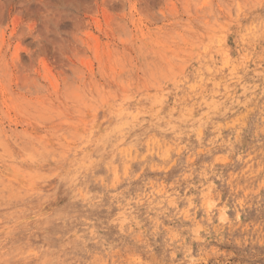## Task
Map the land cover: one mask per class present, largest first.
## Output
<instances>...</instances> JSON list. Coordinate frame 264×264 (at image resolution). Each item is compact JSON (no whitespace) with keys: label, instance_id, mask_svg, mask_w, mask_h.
Returning <instances> with one entry per match:
<instances>
[{"label":"rangeland","instance_id":"rangeland-1","mask_svg":"<svg viewBox=\"0 0 264 264\" xmlns=\"http://www.w3.org/2000/svg\"><path fill=\"white\" fill-rule=\"evenodd\" d=\"M96 262L264 264V0H0V264Z\"/></svg>","mask_w":264,"mask_h":264},{"label":"clouds","instance_id":"clouds-1","mask_svg":"<svg viewBox=\"0 0 264 264\" xmlns=\"http://www.w3.org/2000/svg\"><path fill=\"white\" fill-rule=\"evenodd\" d=\"M235 6L236 5L233 4V7H235ZM224 7H225V11L226 12H230V8H229V5L227 3H225ZM108 115H110L111 117H114L117 120H119L121 114L116 112V111H113L110 114H106V118H107ZM129 123H131V122H129ZM106 142H107V137H105L104 139H101L99 141V144L100 145H104L106 147ZM210 193H211V188L209 187L208 191L204 192V194H203L204 200H203V203H202V207L206 210L207 213H211V212H213V210H216L217 209V204H218L217 201H214V200L210 199ZM189 207H194V205L191 203V199L189 200ZM226 211H227L226 208H220L219 209V212H220L219 219H220L221 222H225L227 220V217L225 215ZM194 231H195L194 239L200 240L201 239V237H200L201 229L197 228Z\"/></svg>","mask_w":264,"mask_h":264},{"label":"bare ground","instance_id":"bare-ground-1","mask_svg":"<svg viewBox=\"0 0 264 264\" xmlns=\"http://www.w3.org/2000/svg\"><path fill=\"white\" fill-rule=\"evenodd\" d=\"M165 146H166V145H165ZM153 148H154V147H153ZM113 151H114V150H113ZM158 151H159V149H158ZM126 153H127V152H126ZM152 153H153V152H152ZM104 155H106V154H104ZM137 157H138V156H137ZM137 157H136V158H137ZM132 164H133V163H132ZM101 165H102V164H101ZM89 166H90V165H89ZM130 167H131V166H130ZM127 169H129V168L127 167ZM93 171H94V169H93ZM116 176H117V175H116ZM117 177H118V176H117ZM114 183H115V182H114ZM121 185H122V184H121ZM127 197H128V196H127ZM85 210H86V209H85ZM110 215H111V214H110ZM105 221H106V220H105ZM16 228H17V227H16ZM93 230H94V229H93ZM113 230H114V229H113ZM113 230H112V231H113ZM48 231H49V230H48ZM102 231H103V230H102ZM44 232H46V231H44ZM85 241H86V240H85ZM47 243H48V242H47ZM48 244H49V243H48ZM85 246H86V245H85ZM97 251H98V250H97ZM29 257H30V256H29ZM97 258H98V256H97ZM97 258H96V259H97ZM27 259H29V258H27ZM49 259H50V258H49ZM97 260H98V259H97ZM50 261H51V260H50ZM98 262H99V261H98ZM12 263H13V261H12ZM12 263H11V264H12ZM92 263H93V262H92ZM96 263H97V262H96ZM17 264H18V263H17ZM45 264H46V263H45ZM48 264H49V263H48ZM97 264H98V263H97Z\"/></svg>","mask_w":264,"mask_h":264}]
</instances>
